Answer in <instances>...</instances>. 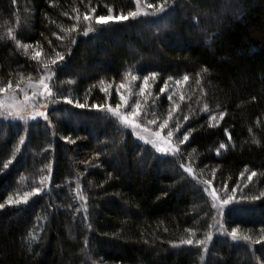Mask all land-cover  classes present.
Segmentation results:
<instances>
[{
  "label": "trees",
  "instance_id": "trees-1",
  "mask_svg": "<svg viewBox=\"0 0 264 264\" xmlns=\"http://www.w3.org/2000/svg\"><path fill=\"white\" fill-rule=\"evenodd\" d=\"M42 76L43 118L0 110V264H264V0H0V95Z\"/></svg>",
  "mask_w": 264,
  "mask_h": 264
},
{
  "label": "rangeland",
  "instance_id": "rangeland-1",
  "mask_svg": "<svg viewBox=\"0 0 264 264\" xmlns=\"http://www.w3.org/2000/svg\"><path fill=\"white\" fill-rule=\"evenodd\" d=\"M46 76H42L33 80H29L26 83L17 85L7 92L0 95V110H3L8 115L23 120L43 118L48 108V97L50 90L45 80ZM47 85V87H45ZM117 108V107H116ZM114 108V109H116ZM124 108V107H123ZM124 109L119 108L113 111L118 118L128 125L143 142L149 143L157 151L164 154L160 149H168V153L173 151L174 146L171 137L163 135L160 130L150 129V127H144L140 124L139 117L131 116L130 112L123 111ZM43 113L44 115H40ZM128 116L130 119L135 121V124H130L125 121L124 117ZM212 204L215 208V222L212 229V236L223 234L224 230L222 227V213L223 207L221 200L217 194L213 195V191H209Z\"/></svg>",
  "mask_w": 264,
  "mask_h": 264
},
{
  "label": "snow or ice",
  "instance_id": "snow-or-ice-1",
  "mask_svg": "<svg viewBox=\"0 0 264 264\" xmlns=\"http://www.w3.org/2000/svg\"><path fill=\"white\" fill-rule=\"evenodd\" d=\"M150 7H151V5H150ZM161 10H162V9H161ZM135 15H137V13H129L128 15H123V14H121V15H115V16H113V15H108V16H105V15H99V16H96L95 19H96V23H97V24H107V23H110V22L126 21V20L130 19L131 17H133V16H135ZM84 19H85V20H88V19H89V15H88L87 13H86L85 16H84ZM73 27L75 28V25H74ZM85 35H87V33H85ZM63 62H64V57L61 56L60 54H57V57H56L55 60L52 61V64H53V66L59 67L60 65L63 64ZM147 79H148V78L145 77V82L147 81ZM185 79H187V77H185ZM8 87H11V85H9ZM45 87H47V85H45ZM6 90H7V89L0 88V92H2V91H6ZM141 90L143 91V89H141ZM160 92L163 94V93L165 92V88H164V87H161ZM64 99H65V100H68L67 97H65ZM120 100H121V101H124V97H123L122 95L120 96ZM68 102L71 103L70 100H68ZM77 106L80 107V108H84V107H85V105H83V104H78ZM91 107H92L93 109H95V108H97L98 106L95 105V104H93ZM120 107H121V105L118 104L116 109H111V110H112V111H116V110L119 109ZM136 107L139 108V104H137ZM40 115L42 116V115H44V114L41 113ZM136 115H137L136 112H132V113H131V116H132V117H135ZM221 115L223 116V113H221ZM124 119H125V121H127V122L130 123V124H135V121L132 120V119H130L128 116H125ZM161 127H163V125H161ZM168 135L171 136L172 133L169 132ZM67 139H68V138L65 137V140H67ZM187 139H188V138L185 137V141H187ZM223 147H224V145H221V148H223ZM160 151L163 152L164 154H167L168 149H167V148H165V149H160ZM7 167H8V165H5V169H7ZM189 171H190V169H189ZM253 175H254V173H253ZM251 179H252V177L250 176V177H249V180H251ZM234 191H235V189H234ZM40 192H41V190H40L39 188H35V189H33L32 193H26L23 202H27V200H28V198H29L30 196H32V195H38V194H40ZM213 195L215 196V192H214V191H213ZM231 202H232L231 199L221 201L222 205H228V204H230ZM8 203H9V205H11V204H13V203H20V201H12V200H9ZM3 207H4V205L0 204V208H3ZM230 235H231V237H232L233 239H236V238H237V230H236V228H233V229L231 230ZM244 239L247 240L248 237L245 236ZM181 243H182V244H187V245H192V244H193V241H192L191 239H189V240H187V241H182ZM200 243H202V242L199 241V240L196 241V244H200Z\"/></svg>",
  "mask_w": 264,
  "mask_h": 264
}]
</instances>
